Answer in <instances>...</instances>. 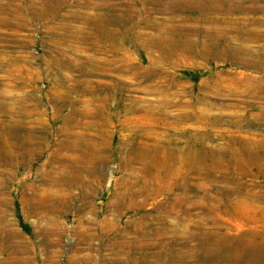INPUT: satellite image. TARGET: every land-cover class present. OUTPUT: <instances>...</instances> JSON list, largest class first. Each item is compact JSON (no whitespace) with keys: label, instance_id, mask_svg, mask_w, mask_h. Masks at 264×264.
I'll return each mask as SVG.
<instances>
[{"label":"rangeland","instance_id":"obj_1","mask_svg":"<svg viewBox=\"0 0 264 264\" xmlns=\"http://www.w3.org/2000/svg\"><path fill=\"white\" fill-rule=\"evenodd\" d=\"M0 264H264V0H0Z\"/></svg>","mask_w":264,"mask_h":264},{"label":"bare ground","instance_id":"obj_2","mask_svg":"<svg viewBox=\"0 0 264 264\" xmlns=\"http://www.w3.org/2000/svg\"><path fill=\"white\" fill-rule=\"evenodd\" d=\"M240 217H241V216H240ZM255 236H256V235H255ZM249 237H251V238H252V236H249ZM251 238H250V240H251ZM253 239H254V238H253ZM229 240H230V239H229ZM250 240H249V241H250ZM244 241H245V240H244ZM249 241H248V242H249ZM252 241H253V240H252ZM258 243H259V242H258ZM244 245H245V244H244ZM258 245H259V244H258Z\"/></svg>","mask_w":264,"mask_h":264}]
</instances>
